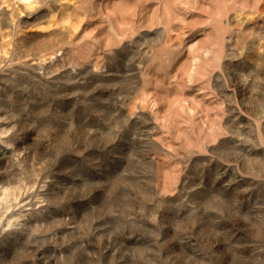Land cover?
Instances as JSON below:
<instances>
[{"label": "rangeland", "instance_id": "1", "mask_svg": "<svg viewBox=\"0 0 264 264\" xmlns=\"http://www.w3.org/2000/svg\"><path fill=\"white\" fill-rule=\"evenodd\" d=\"M0 264H264V0H0Z\"/></svg>", "mask_w": 264, "mask_h": 264}, {"label": "bare ground", "instance_id": "2", "mask_svg": "<svg viewBox=\"0 0 264 264\" xmlns=\"http://www.w3.org/2000/svg\"><path fill=\"white\" fill-rule=\"evenodd\" d=\"M188 62L191 65V67H195L196 66V64L193 63V57H192V55H189L188 56ZM153 110H155V111L153 112ZM150 112H151V114L154 115L156 113V108H151ZM206 117L207 116H204L203 118H206Z\"/></svg>", "mask_w": 264, "mask_h": 264}]
</instances>
